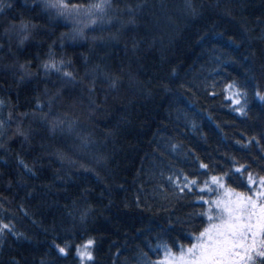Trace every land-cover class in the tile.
I'll list each match as a JSON object with an SVG mask.
<instances>
[{
  "label": "snow or ice",
  "instance_id": "snow-or-ice-1",
  "mask_svg": "<svg viewBox=\"0 0 264 264\" xmlns=\"http://www.w3.org/2000/svg\"><path fill=\"white\" fill-rule=\"evenodd\" d=\"M203 9V4L197 7L193 0H184L177 20L194 21L202 16ZM142 13L155 17L148 0H0V161L6 165V157L13 155L16 160L15 175L0 172V252L11 248L12 242L32 241L17 227V214L22 213L46 236V250L38 264H59L69 258L75 264H95L94 238L76 243L72 235L61 236L55 218L51 225L43 226L26 210L24 202L43 199L54 189L66 190V185L81 173H90L104 185L100 198L106 194L109 197L104 207L112 205V189L100 169L111 172L108 165L114 159L117 138L133 122L131 109L153 99L158 92H170L175 83L174 68L167 78H141V61L146 52L143 46L151 49L157 39L152 35L149 41L147 35H139ZM223 14L236 19L231 7H225ZM167 20L171 43L181 29L172 16ZM255 23L260 29L258 35L252 34L243 15L239 34L214 33L218 38L215 43L230 49L227 60H221L219 55L216 60L243 66V78H227L222 86L215 80L203 82L206 95L223 96L235 106L232 111L245 117L250 89L253 98L264 103V87L258 83L253 86L256 76L251 74L258 64L264 78V14ZM58 28L67 30L57 35ZM151 31L145 28L146 33ZM204 40L201 36L200 42ZM254 41H259V46ZM160 43H164L162 37ZM33 48L36 54L30 55ZM78 48H85L86 53L77 56ZM99 50H104V55ZM114 59L118 62L110 63ZM180 87L191 91L200 85L186 87L181 83ZM217 88L221 91L216 92ZM29 90L30 95L22 102L21 93ZM125 91L135 100L127 99L125 103ZM180 119L184 127L197 129L187 112L183 116L178 112L177 120ZM41 133L42 140L74 136L79 143L71 152L59 147L49 150L41 143V151L29 164L20 151H14V145L19 144L24 152L32 151L33 141ZM262 142L264 131L259 139L253 135L236 140L240 145L237 151L242 152L239 156L218 149L202 153L195 145L186 146L182 138L158 142L159 154L150 173L153 202L137 196L135 207L141 212L167 215L164 226L158 225L159 231L137 246L125 264H264ZM98 144L103 148L112 144L113 151L102 152L99 147L93 151ZM257 148L259 151H254ZM45 165L56 167L48 183L37 185L38 173L42 174ZM77 188L78 194L71 202L66 199L60 204L56 200L49 205L61 214V222L71 220L73 227L77 219L83 225L95 211L90 202L94 189L87 183L77 184ZM161 252L163 257H159ZM153 253L158 256L156 260L151 259ZM0 264L29 261L10 254ZM31 264H37L36 256Z\"/></svg>",
  "mask_w": 264,
  "mask_h": 264
},
{
  "label": "trees",
  "instance_id": "trees-1",
  "mask_svg": "<svg viewBox=\"0 0 264 264\" xmlns=\"http://www.w3.org/2000/svg\"><path fill=\"white\" fill-rule=\"evenodd\" d=\"M17 3H22V0H17ZM148 3L155 17L141 14L139 35H147L149 41L152 35H155L157 39L151 49H147L146 45L143 46L146 52L141 61L143 65L140 69L143 73L141 78L147 80L152 75L167 78L174 68L176 70L173 78L175 83L170 86V92H158L153 99L141 101L131 109L133 122L129 130L117 138L115 156L108 165L111 172L100 169L101 176L112 189L110 197L113 201L112 205L104 207L108 205L109 197L106 194L104 198H100L99 192L104 185L98 183L96 177L90 173H81L79 177L66 185V190L54 189L43 199L37 198L24 202L26 210L33 213V218L43 226L51 225L55 218L61 236L72 235L76 243L86 241L89 237L94 238L96 241L94 245L95 264H125L137 246H142L150 235L159 231L158 225L164 226L166 213L141 212L135 207L137 196L142 200L147 199L149 203L153 202L155 194L152 192L153 184L150 173L156 164L155 157L159 154V149L156 147L158 142L162 143L167 138H182L186 146L195 145L202 153L205 150L218 149L220 152L239 156L242 152L237 151L240 145L235 141L244 140L253 135L259 139V134L264 131V103L253 98L251 89L246 109L248 114L245 117L232 111L235 106L223 96L206 95L203 85L205 80L209 83L215 80L222 86L227 78H243L246 72L243 66L231 63L222 64L216 60L218 55L221 60H227L230 49L226 50L221 44L215 43L218 38L214 33L239 34L243 15L247 17L248 26L253 29L252 34L258 35L260 29L255 22L257 17L264 14V0H231V2L230 0H193L194 5L199 7L203 4L204 9L201 17L188 23L177 20L181 15L184 0H148ZM239 5L244 7L241 8ZM225 7L232 8V14L236 19L223 14ZM169 15L177 20L181 29L171 43H169L171 26L167 20ZM146 27L151 28L152 31L146 33ZM66 30L58 28L55 31L59 35V32ZM104 35L107 36V33ZM201 36L205 37L203 42H200ZM161 37L164 40L163 45L160 43ZM254 43L259 46V41H254ZM119 47H123V40ZM71 51L68 49L69 54ZM99 51L100 55H104V50ZM80 52L86 53V49H76L77 56ZM29 54L35 55L36 49H31ZM119 55L122 56L123 53L119 52ZM116 62H118L116 59L110 61V63ZM133 67L135 70V65ZM251 74L256 76V80L252 82L253 86L258 83L264 87V78L261 77L258 64L254 66ZM181 83L186 87L197 84L200 87H193L191 91H186L185 88L180 87ZM215 91L220 92L221 89L217 88ZM27 95H30V90L21 93L22 102ZM124 97L125 103L127 99L135 100V97L126 91ZM141 104L144 106L141 107ZM178 112L181 116L187 112L189 118L195 120L197 129L184 127L183 119L177 120ZM41 136L43 133L35 137L32 151H22L19 144L14 145V151H20L26 162L31 164L32 157L41 151L39 147L41 143H45L49 150L59 147L69 152L73 151L75 145L79 143L74 136L60 137L56 141L42 140ZM97 147L102 152L111 153L113 151L112 144H109L107 148L100 147L98 144L92 150L96 151ZM254 151L258 152L259 149H254ZM6 159L8 161L6 165L0 161V172L11 171L15 175L14 155ZM84 160L88 162V157L85 156ZM55 167L56 165H45L42 174L38 173L37 185L42 182L48 183ZM84 183L94 189L90 202L95 211L83 225L77 219L73 227L71 220L61 222V214L55 212L49 205H53L56 200H59L60 204H63L66 199L71 202V199L78 194L77 184ZM19 195H24L23 190L19 191ZM157 202H160L158 198ZM125 203L129 206L125 207ZM153 207H156V204H153ZM17 215L18 229L31 236L32 241L12 242L11 248L5 247L4 251L0 252V262H6L8 256L12 254L18 258L27 257L29 264H31L32 257L36 256L38 264L39 256L46 250V236L41 228L33 226L28 218L23 217L22 213ZM64 229L69 231H64ZM189 241L190 238L185 243ZM163 255L162 252L159 253V257ZM157 258V254L153 253L151 259L156 260ZM59 264H75V261L69 258Z\"/></svg>",
  "mask_w": 264,
  "mask_h": 264
}]
</instances>
